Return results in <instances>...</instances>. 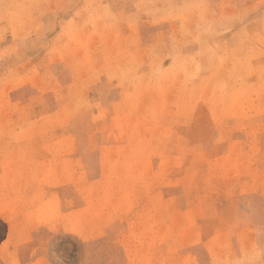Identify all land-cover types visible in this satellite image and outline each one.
I'll return each instance as SVG.
<instances>
[{
    "label": "rangeland",
    "instance_id": "1",
    "mask_svg": "<svg viewBox=\"0 0 264 264\" xmlns=\"http://www.w3.org/2000/svg\"><path fill=\"white\" fill-rule=\"evenodd\" d=\"M3 20L0 264H264V0Z\"/></svg>",
    "mask_w": 264,
    "mask_h": 264
},
{
    "label": "crops",
    "instance_id": "2",
    "mask_svg": "<svg viewBox=\"0 0 264 264\" xmlns=\"http://www.w3.org/2000/svg\"><path fill=\"white\" fill-rule=\"evenodd\" d=\"M16 5H17V0H0V15L2 16V20L4 19V16H8L11 13L15 12ZM0 25H10V24L8 21L3 20V22H0ZM4 226H5V232L3 236L6 238L10 235L12 228L9 227L7 223H5Z\"/></svg>",
    "mask_w": 264,
    "mask_h": 264
}]
</instances>
